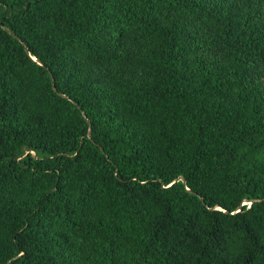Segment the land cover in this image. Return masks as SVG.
<instances>
[{"label":"trees","instance_id":"1","mask_svg":"<svg viewBox=\"0 0 264 264\" xmlns=\"http://www.w3.org/2000/svg\"><path fill=\"white\" fill-rule=\"evenodd\" d=\"M263 198L264 0H0V264H264Z\"/></svg>","mask_w":264,"mask_h":264},{"label":"water","instance_id":"2","mask_svg":"<svg viewBox=\"0 0 264 264\" xmlns=\"http://www.w3.org/2000/svg\"><path fill=\"white\" fill-rule=\"evenodd\" d=\"M38 64H39V62H37ZM178 179H180L181 180V178L179 177ZM177 180V179H176ZM261 200H264V198L263 199H261ZM251 202H253V200H248V201H246L245 203H248V204H250Z\"/></svg>","mask_w":264,"mask_h":264}]
</instances>
